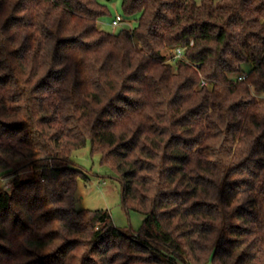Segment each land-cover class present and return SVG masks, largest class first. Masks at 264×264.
<instances>
[{"label":"trees","instance_id":"1","mask_svg":"<svg viewBox=\"0 0 264 264\" xmlns=\"http://www.w3.org/2000/svg\"><path fill=\"white\" fill-rule=\"evenodd\" d=\"M122 10L0 0V264H264V0ZM89 141L140 232L77 208Z\"/></svg>","mask_w":264,"mask_h":264},{"label":"rangeland","instance_id":"2","mask_svg":"<svg viewBox=\"0 0 264 264\" xmlns=\"http://www.w3.org/2000/svg\"><path fill=\"white\" fill-rule=\"evenodd\" d=\"M107 4L110 14L99 19L98 25L107 31L118 32L124 27H133L135 22L127 20L122 10V0H99ZM121 15L123 20L118 25H113V20ZM245 70L250 68V63L244 64ZM73 160L75 165L85 170L89 179L80 182L77 191L76 206L78 209L104 208L110 211L117 227L126 233L140 232L145 215L137 210L129 209L123 200V185L115 176L114 172L101 163V155L92 153L91 142L81 149L74 151ZM6 187H10L9 180H3ZM206 264H212L207 262Z\"/></svg>","mask_w":264,"mask_h":264},{"label":"built area","instance_id":"3","mask_svg":"<svg viewBox=\"0 0 264 264\" xmlns=\"http://www.w3.org/2000/svg\"><path fill=\"white\" fill-rule=\"evenodd\" d=\"M123 20V17L121 15H118L112 22L113 25H118L121 21ZM177 55L180 56L182 55V49L178 48L177 49ZM244 76H241L240 78L242 79Z\"/></svg>","mask_w":264,"mask_h":264}]
</instances>
